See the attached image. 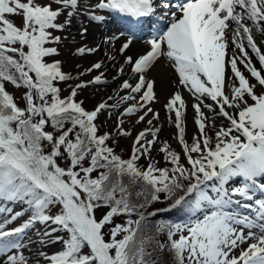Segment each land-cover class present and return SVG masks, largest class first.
<instances>
[{
  "label": "snow or ice",
  "instance_id": "6c2138e0",
  "mask_svg": "<svg viewBox=\"0 0 264 264\" xmlns=\"http://www.w3.org/2000/svg\"><path fill=\"white\" fill-rule=\"evenodd\" d=\"M79 4L0 0V264H40L41 258L45 264H264V53L253 36L254 30L264 36V0H96L81 10L94 21L104 22L108 16L98 12H106L132 28L150 22L154 29L146 54L126 57L137 82H122L130 94L118 103L140 95L124 115L146 108L137 123L149 113L159 119L148 106L156 99L149 73L161 61L177 74V87L195 98L198 134L191 143L181 93L165 105L174 113L182 155L165 142L159 149L164 167L151 155L159 128L141 131L127 159L108 143H116L110 133L99 134L96 120L109 105L86 110L77 95L106 83L101 75L69 85L62 98L58 85L75 78L54 59L58 49L46 45L61 42L49 30L70 27ZM9 15L21 16L23 26ZM131 43L126 39L119 51ZM93 51L79 47L76 54ZM101 67L95 63L79 75ZM6 83L26 90L24 107ZM216 118H222L219 126ZM118 135L130 133L121 127ZM158 203L166 206L153 208ZM97 210H103L100 218ZM162 213L175 216L155 219ZM18 219L19 226L6 228ZM30 233L39 247L26 256L23 250L34 243ZM56 244L61 247L53 254L43 251Z\"/></svg>",
  "mask_w": 264,
  "mask_h": 264
},
{
  "label": "rangeland",
  "instance_id": "374dc122",
  "mask_svg": "<svg viewBox=\"0 0 264 264\" xmlns=\"http://www.w3.org/2000/svg\"><path fill=\"white\" fill-rule=\"evenodd\" d=\"M36 1L39 3L49 2V0H36ZM95 2L96 0H93L91 3H95ZM55 5L56 4H52V7L55 8L56 7ZM87 5H88L87 0H80V4L77 9L78 14L72 18V23L70 27H65L63 31L49 30L52 32L53 36L61 37V42L59 44H52L54 45V47L58 49L59 52V55L54 57V59L59 60L61 62L62 71L66 73H71V75L75 78L71 81H68L67 84L63 83L61 87V96L67 93L69 94V92L71 91L69 85L74 87L77 83H80L81 81L88 82L95 77L93 72L86 73L84 75H79L80 73H84L86 69H89L91 67L88 66V68H86L85 66L87 65H85V59H82L81 58L82 56L76 54L78 43L81 38L80 33L84 28H86L89 22V16L86 14V12L81 11L82 9H86ZM9 16L22 25V23H20V21L22 20L21 16H12V15ZM66 17H67V11H65L58 18L56 22L61 23L66 19ZM104 22L108 24L107 26L109 25L114 26L113 23L109 20H107V22L106 21ZM96 33L98 35L97 40L100 43L101 42L103 43L101 44V46H99L100 43L99 45H96V48L98 47V49H96L94 52L97 51V55L99 56H101L103 52V55L107 57V60L108 59H110V61L115 60L116 62V59H114L115 55H112L109 50L111 43L110 37L113 35L112 29H108L107 27L106 29L97 31ZM86 54L89 53L86 52ZM252 63L254 64L255 67H257V69L261 67L256 58L252 59ZM116 65L118 67V70L121 68V66L124 67V64H121V62H116ZM238 67L239 68L243 67V65L240 64L239 61H238ZM104 69L106 71L108 70V68H104ZM243 69L244 70L240 68L241 72L244 75L246 74L245 77L248 78L251 83H256L254 78L251 77L250 73L244 67ZM107 75L110 76V74ZM262 75H264V72H262ZM124 80H129V79L127 78L123 79L122 82ZM103 81H106V83H101L99 85L90 84L87 88L80 90L77 95V100L84 101L83 106L86 108V110H92L93 107L97 105L96 103L99 104L100 102H106L109 105L107 109L102 110L101 113H99L97 121H100L101 123L102 132H103L102 134L110 133L115 138L116 143L113 145L116 147V152L121 153L122 150H127L128 151L127 156L129 157L134 141V140L130 141V138H132V136H134L135 134H139L141 131H144L147 128L154 127L160 129V131L157 133L156 143L153 145L151 151L152 157H154L157 160H160V163L157 165V167L165 166V162L162 159L163 153H159V149L163 146L165 142L170 146V150H174L175 152L181 153L182 155L181 145L178 143L177 139L175 138L177 135V129L174 126V120H175L174 113H168L167 109L165 108V105L168 102L169 98L162 97L156 94V99L152 101L148 106L151 107L155 113L159 114V119H153V114L149 113L145 117L144 121L137 123L139 116L144 114L146 108L132 115H124L123 113L127 107H130L137 103L140 94H134V93L132 94L136 96L135 100L121 101L118 103V101H120V97L127 96L130 94L129 90L121 89L122 82L119 84H115L113 83L111 78H107ZM6 88L9 93H11L13 96L16 97V99H18L19 104L22 105L23 100L21 99V96L26 90L24 88L17 89L12 85H7ZM96 88H98L97 93L99 94V96L97 97V102H95V97L93 96L94 93L96 92ZM102 89H106V91L104 90L102 92ZM225 91L226 93L229 92L227 88L225 89ZM257 91H260V89L258 88ZM86 93L88 94L90 93L89 96H87ZM115 96H117L115 100L109 99V97L113 98ZM194 103H196L195 98H194V102H192L189 107L186 106L185 117H184L185 125H186L185 139L188 143L192 142L194 134H198V128L194 122L196 116V113L193 108ZM205 103L214 105V102H212L210 99H205ZM113 105H116V107H112ZM202 111L206 116L214 117V113L210 111L208 108L202 107ZM149 119L153 120L152 125H149L147 123ZM221 119L222 118L215 119V123L217 126L221 124ZM120 121H123L122 126L120 124ZM224 126L225 127L227 126V121H224ZM121 127L123 130L129 132L130 135L129 136L118 135V133L121 130ZM209 134H211V132H209ZM152 139L153 137L149 134L147 136V140H152ZM145 161L149 162L148 160ZM9 207H13L14 211L20 210V206L18 205L16 206L9 205ZM102 211L103 210H97L96 212L97 218H100V216L102 215ZM26 218L27 217H23L22 219H26ZM3 219L4 217L0 216V222H2ZM22 219H18L17 221L6 225V228L11 229L16 226H19V224L22 222ZM37 227L40 226L37 225ZM30 235H32V239L34 243L29 246V249L23 250L26 256L29 255V252L35 253L37 248L39 247V244L36 243L35 235H33L32 233H30ZM246 246L247 245H243V247ZM60 247L61 246L59 244L51 245L44 248L43 251L51 255L54 252L58 251ZM30 264H35V260L30 259ZM40 264H45V261L42 258L40 259Z\"/></svg>",
  "mask_w": 264,
  "mask_h": 264
},
{
  "label": "bare ground",
  "instance_id": "6f19581e",
  "mask_svg": "<svg viewBox=\"0 0 264 264\" xmlns=\"http://www.w3.org/2000/svg\"><path fill=\"white\" fill-rule=\"evenodd\" d=\"M87 1L88 3H91L93 0H87ZM98 14H104L109 17V14H107L106 12H98ZM86 29L87 32L83 36H81L80 41L78 43V48L85 47L95 50L98 49V47L96 48V45H99L100 42L97 40L98 35L96 32L106 29L105 22H98L91 20L89 18V22L86 26ZM154 34L155 33H153L152 35ZM152 35H150L149 37L134 36V34L132 33L120 30L118 31V33L113 34L111 36L110 38L111 43L109 50L112 55H115L114 59H116V62H121V64H124V71L122 74L118 71V67L116 65L115 60H113L114 62L110 61V59L107 60V57L103 55V52L101 56L97 55V51L96 52L93 51L92 53L89 54L85 53L81 58L85 59V65H87L85 66L86 68H88V66L92 67V65L95 63H101L102 67L100 69L92 71L94 76L101 75L102 80L111 78L113 83L115 84H119L122 82L123 79L127 78L130 80V83L134 85L137 81L133 77V74L131 73V66L125 63L126 57L127 56L138 57L141 54H146V52L150 49V46L148 45L147 41L152 38ZM253 36L256 43L260 47L261 52L264 53V42H262L264 41V36H262L260 33H257L255 30L253 31ZM113 37L116 38L113 39ZM129 38L132 40L130 48L128 50H125V52L123 53L120 52L119 51L120 47L122 46L124 41ZM102 43L103 42H101L99 46H101ZM232 47L233 46H231L230 44V47L228 49L229 53L232 52ZM246 51H248V54L250 57H252V59L256 58L255 54L251 52L250 48L246 47ZM104 68H108V70L106 71ZM240 68L244 70L243 67ZM107 74H110V76ZM227 75L229 76L232 75V73L230 72V68L227 69ZM149 78H153L155 80L154 90L157 95L170 98L175 92L179 91L181 93L182 98L186 102V106L189 107L190 104L194 102L193 96L188 92L187 89L183 88L182 86L177 87V79H178L177 74L174 72V70L170 69L164 61H161L160 63L156 64L155 68H153L149 73ZM97 90L98 88H96V92L93 95L95 97V102H97V97L99 96ZM104 90L106 91V89H102V92ZM86 94L87 96H89L90 93L89 94L86 93ZM116 98L117 96L113 97L112 99L115 100ZM137 135L138 134L132 136V138H130V141H133Z\"/></svg>",
  "mask_w": 264,
  "mask_h": 264
},
{
  "label": "trees",
  "instance_id": "16d2710c",
  "mask_svg": "<svg viewBox=\"0 0 264 264\" xmlns=\"http://www.w3.org/2000/svg\"><path fill=\"white\" fill-rule=\"evenodd\" d=\"M43 3V2H42ZM17 26H20L21 27V24H18V22H16L15 23ZM7 85H12L11 83H6V86ZM62 85H63V83H61V84H59L58 86L61 88L62 87ZM13 86V85H12ZM11 94V93H10ZM14 98H15V100L17 101V103L19 104V102H18V99H16V97L14 96ZM19 106L20 107H24L25 105H24V102H22V105L21 104H19ZM96 123L100 126L99 127V134H102L103 132H102V126H101V123H100V121H97L96 120ZM108 143L111 145V146H113L114 148H115V151H116V147L113 145V144H115V143H113V141L112 140H109L108 141ZM118 153V152H117ZM128 151L127 150H122L121 151V153H118V154H121L122 156H123V158H125V159H127L128 158ZM141 163H144V164H147L148 162L147 161H145V160H142L141 161ZM166 206V204H164V203H158V204H155V205H153V208H163V207H165ZM150 211L152 210V209H149ZM175 216V213H171V214H159L155 219H161V218H172V217H174ZM119 222V221H118Z\"/></svg>",
  "mask_w": 264,
  "mask_h": 264
}]
</instances>
